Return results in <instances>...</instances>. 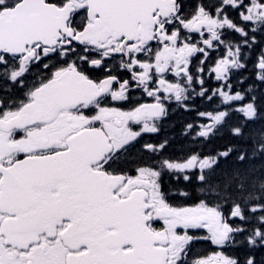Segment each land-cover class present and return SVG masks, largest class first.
<instances>
[{
    "label": "snow or ice",
    "instance_id": "1",
    "mask_svg": "<svg viewBox=\"0 0 264 264\" xmlns=\"http://www.w3.org/2000/svg\"><path fill=\"white\" fill-rule=\"evenodd\" d=\"M0 264H264V0H0Z\"/></svg>",
    "mask_w": 264,
    "mask_h": 264
}]
</instances>
